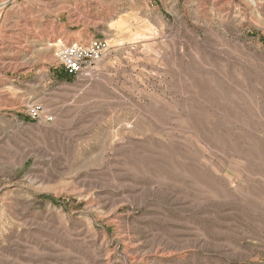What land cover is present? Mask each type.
Wrapping results in <instances>:
<instances>
[{
    "label": "rangeland",
    "instance_id": "rangeland-1",
    "mask_svg": "<svg viewBox=\"0 0 264 264\" xmlns=\"http://www.w3.org/2000/svg\"><path fill=\"white\" fill-rule=\"evenodd\" d=\"M0 264H264V0H0Z\"/></svg>",
    "mask_w": 264,
    "mask_h": 264
},
{
    "label": "built area",
    "instance_id": "built-area-1",
    "mask_svg": "<svg viewBox=\"0 0 264 264\" xmlns=\"http://www.w3.org/2000/svg\"><path fill=\"white\" fill-rule=\"evenodd\" d=\"M109 47L106 40L93 38L88 43L77 40L63 42L57 49V57L66 73L79 75L88 70L93 63L99 62L107 53ZM32 119L53 120V115L47 112L46 107L41 103H34L27 109Z\"/></svg>",
    "mask_w": 264,
    "mask_h": 264
},
{
    "label": "crops",
    "instance_id": "crops-1",
    "mask_svg": "<svg viewBox=\"0 0 264 264\" xmlns=\"http://www.w3.org/2000/svg\"><path fill=\"white\" fill-rule=\"evenodd\" d=\"M93 38H97V37H93V36H92V37H91V36H90V37H89V36L86 37V36H85L84 38H80L79 41H80V42H83V43H88V42H89L91 39H93Z\"/></svg>",
    "mask_w": 264,
    "mask_h": 264
}]
</instances>
